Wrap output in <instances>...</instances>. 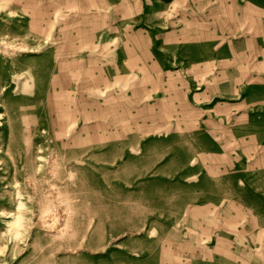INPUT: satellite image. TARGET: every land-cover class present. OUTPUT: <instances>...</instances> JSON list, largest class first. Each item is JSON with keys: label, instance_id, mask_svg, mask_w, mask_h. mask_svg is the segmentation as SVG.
<instances>
[{"label": "crops", "instance_id": "1", "mask_svg": "<svg viewBox=\"0 0 264 264\" xmlns=\"http://www.w3.org/2000/svg\"><path fill=\"white\" fill-rule=\"evenodd\" d=\"M10 8L12 31L42 41L30 87L79 91L99 191L143 218L109 264H264V0Z\"/></svg>", "mask_w": 264, "mask_h": 264}, {"label": "rangeland", "instance_id": "2", "mask_svg": "<svg viewBox=\"0 0 264 264\" xmlns=\"http://www.w3.org/2000/svg\"><path fill=\"white\" fill-rule=\"evenodd\" d=\"M10 6L0 0V264H109L117 244H139L140 233L123 229L143 218L124 217L99 191L110 177L78 145L79 91L30 87L42 41L12 31Z\"/></svg>", "mask_w": 264, "mask_h": 264}, {"label": "bare ground", "instance_id": "3", "mask_svg": "<svg viewBox=\"0 0 264 264\" xmlns=\"http://www.w3.org/2000/svg\"><path fill=\"white\" fill-rule=\"evenodd\" d=\"M18 196V195H17ZM20 204V203H19ZM18 216V215H17ZM18 217H20V216H18ZM21 220V219H20ZM20 220H19V218L18 219H16L15 221H13L12 223H10V226H11V228L13 229V230H15V231H17L18 230V228L21 226L20 225Z\"/></svg>", "mask_w": 264, "mask_h": 264}]
</instances>
